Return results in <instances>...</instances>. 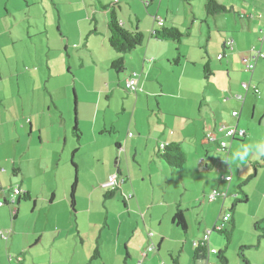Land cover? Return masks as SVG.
<instances>
[{"label": "rangeland", "instance_id": "374dc122", "mask_svg": "<svg viewBox=\"0 0 264 264\" xmlns=\"http://www.w3.org/2000/svg\"><path fill=\"white\" fill-rule=\"evenodd\" d=\"M107 5H114L119 21L121 22L122 19L127 28L131 30L138 28L148 40L151 36L150 28L154 26L153 17L160 6L159 0L145 2L143 0H0V101L5 102L10 113H13L11 110L13 105L16 106V111L23 109L25 116H29V119L32 108L35 106L34 111L37 112L41 108V102L48 100L44 114L34 115V138L24 139L19 144L17 137L12 139L8 136L9 128L5 129L4 136L1 137L2 157L12 164L11 167L14 164L13 161H19V163L23 161L24 170L29 180L33 182L36 193H40L42 199L46 197L45 201L40 202L39 213L42 214L22 219L18 230L31 232L29 230L33 231L34 222L38 223L36 225L38 229L45 228L43 215L48 214L51 209L52 204L49 201L53 194L56 195L53 210L61 206H67L69 210L68 215H62L68 220H60V224L64 226L70 221L73 222L71 219L75 213L70 207V194L71 185L77 175L79 183L76 189V210L79 215L77 212L76 215L80 218L81 226L85 224L86 216L92 218L90 231H86L85 235L89 237L88 241L86 239L85 249L88 243L94 245L99 231L103 230L101 226L104 225L107 215V209L103 205L107 190H102L100 186L107 175L105 172L113 162L115 163L113 158L117 154L115 153L117 149L112 144L118 137H127L123 121L124 101L120 96L108 97L109 81H118L122 73L119 75L115 73L110 69L111 62H106L105 50H109L115 58L108 41L109 12L103 10L102 7ZM191 5L197 12L201 13L204 10V0H165L162 8L165 10L170 6H175L176 10L179 6L184 8L191 7ZM207 19L208 17L204 14L203 20H198L192 29L184 25L187 22L184 17L177 15L176 24L181 26V30L186 33L183 40L188 48L198 53L201 52L199 48H196L197 42L203 38L199 31L200 25H203L205 29V40L201 41L204 44L208 41L209 30L215 36L216 25L220 24V29L226 26L220 18H209L212 22L210 23L211 29H209L206 25ZM157 25L160 28L159 24ZM96 29L97 34L93 32ZM67 41L71 44L70 46L67 45ZM177 46L181 48V45ZM213 47H216L214 40L210 44V48ZM200 50L205 53L204 48ZM18 75L20 77L17 79ZM19 83L22 90L17 88ZM123 91L128 94L127 91ZM98 98L101 99L100 104ZM97 108L99 109V124L104 121V111L109 109L106 113L107 119L111 122H121L119 127L123 126L122 131H115L117 133L113 135L93 132L92 127ZM61 114H65L71 120L67 140H65V126L59 121ZM76 121H81L78 125L81 132L79 143L73 133V125ZM19 123L21 125L23 122L19 121ZM41 128L43 135L40 136ZM29 130L27 125V133ZM18 131L21 132L20 129ZM23 146L27 147L23 149ZM77 147L80 148V152L75 156V162H79L80 170L76 174L71 157ZM252 157L253 154L248 151L247 158L239 162V166L245 168L246 171V175L243 173L241 178L237 177L236 170L240 167L234 160H230L232 165L228 166L230 172L234 171L231 185L238 193L230 196L231 201H234L235 196L243 200L244 193L249 198V202H239L235 206L240 218L236 229L231 221L227 224L228 230L233 228L232 240L227 250L229 264H244L243 257L249 261H256L258 264L264 260V240H260L262 241L261 246L257 247L259 236L264 230V166L256 165V163L262 164L264 158L260 157L256 162L252 160ZM130 161L133 163L132 159ZM131 167L134 168V165ZM255 168H257V176L244 184L243 181L247 176L255 174ZM220 175L223 174H218V180ZM205 183V177L203 181L199 176L184 177L183 180L178 175L161 178L154 185L147 182L139 192L141 203L145 209L153 204L150 212L163 214L166 218L162 222L158 220L159 215L154 216L153 220L143 219L142 217L146 214L145 210L138 208L128 219L127 214L119 213V210L125 211V208L123 197L118 193L115 199L117 208L111 205L109 209L110 226L105 223V229L102 231L104 240L101 252L106 256V263L124 264L127 244L132 260H128L126 264L138 262L140 260L138 255L145 241V233L152 231L157 239L160 236L164 238L165 245L160 252L151 254L152 258L149 256L144 264H160L163 261L173 264L172 259L180 257L181 253L183 262L192 264L190 248L192 239L195 237L194 233L193 231L184 233L180 227L174 226L169 220V212L173 211L179 203L182 204L181 209L185 215L190 218V214H196L197 210L205 212L206 208L200 205L202 199L198 198ZM212 183L213 181L209 183L210 187ZM96 187L102 193L93 195ZM231 205H226L225 211L230 210ZM60 210L62 213L65 212V210ZM232 213L229 214L232 216ZM257 220H262L257 222L262 230L254 226ZM119 224H122V227L118 248H115ZM190 225L192 226L191 223ZM30 238L32 239L29 234L23 239V244H30ZM212 240L213 247L216 249L226 245L225 234L214 233ZM48 242V238H45V242L38 244V247L28 245L25 264L36 262L48 264L46 262L47 251H45L50 248L46 245ZM246 245L250 247L241 251V247ZM22 246L11 247L7 252L5 250L4 256L7 264H9L7 261L9 256L24 255L20 251ZM183 248H187V254ZM59 251L60 248L56 246L55 254ZM90 254L88 252L87 256ZM64 260V255L60 254L59 264H65ZM151 260L154 261L151 263ZM92 264H103V262L100 260Z\"/></svg>", "mask_w": 264, "mask_h": 264}, {"label": "crops", "instance_id": "0c3cea01", "mask_svg": "<svg viewBox=\"0 0 264 264\" xmlns=\"http://www.w3.org/2000/svg\"><path fill=\"white\" fill-rule=\"evenodd\" d=\"M164 1L159 0L160 6L153 17L154 21L151 20L154 22V26L150 28L151 36L148 37V40L145 39V44L140 49L127 56V66L122 73V77L119 76L120 78L118 77V81L116 82L110 80L108 83V97L117 98L120 96L124 101L125 117L123 121L125 122L124 126L126 127L127 137H118L112 144L117 149L115 152L117 154L113 158L115 163L113 162L108 171L105 172L107 175L100 187L102 190H109V188H105L104 186L109 178L114 175H117L119 181L124 179V182H119L117 188L113 190L115 192L113 198L108 199L104 195L103 205L107 209V215L101 228L105 229V223L110 226L111 213L109 209L111 205L113 208H117L115 204L117 201L115 199L118 193L123 197L125 208V211L121 209L119 213L127 214L128 219L132 217V214L138 208L145 210L146 214L142 217L143 219L153 220L154 216L159 215L160 218L158 220L162 222L166 218L163 214L150 212L153 204H150L151 206L145 209L141 203L142 200L139 192L142 191L144 185L147 182H151L154 185L157 180L171 178L174 175L180 176L183 180L184 177L192 176L193 178V176H199L203 181L205 177V187L198 195V198L202 199L200 205L206 208L205 212L197 210L196 214H190V218L188 215H185L180 203L175 206L176 208L173 211L169 212V220L176 226L173 223V218H175L177 208L179 207L183 211L188 232L193 231L195 236L192 239V246L190 248L192 264H195L194 251L197 249V246H194V241L199 242L203 234L210 231L209 246L219 252L224 247L216 249L213 247L212 240V235L216 233L215 228L219 220L226 213L233 212L230 221L234 229H236L240 221L235 206L241 198L235 196L234 201H231L230 197L231 195L238 194L235 191L236 189L231 185L234 171L231 170L232 172H230L228 169V166L232 165L230 160H233V154L242 152L244 149H249L250 153L253 154L252 160L258 162L260 157L264 158V155L258 152L260 147H264V60H258L253 72L250 73L248 71V59L255 53L252 50H260L264 53V0H217L221 6L225 7L226 11L212 16H208L205 10L207 0H204V10L202 9L203 12L201 13L197 12L192 5L191 7L184 8L179 6L176 10L175 6H170V8L163 10ZM105 11L109 12V10ZM204 14L208 17L206 25L209 29H211L210 23H212L209 21V18H220L226 26L220 29V24L216 25L215 30L217 33L215 36L209 30L208 41L204 44L201 41L204 39L205 29L203 25H200L199 31L203 35V38L197 42L196 48H199V52H201L198 53L188 48L185 40H183L186 37V33L181 30V26L176 24L177 15L184 17L187 21L184 25L186 24L193 29L198 20H203ZM155 22L160 27L174 26L183 32L185 36L182 38L181 43L159 41L154 38L153 31L158 29V25ZM121 23L127 28L122 19ZM93 32L97 34V29ZM96 34L95 36H97ZM187 35L192 36L190 34ZM231 38L234 40L233 49H230L226 44ZM212 40L216 43V47L211 49L210 44ZM146 41L147 46L145 47ZM67 45L70 46L71 44L68 43ZM177 45H181V48ZM189 47H191L190 44ZM185 48L186 50H184ZM203 48L205 53L200 50ZM178 52L183 58L176 64L175 60ZM105 53L107 55L106 62L116 59V56L114 55V58L109 50H105ZM220 56H223L222 59H219ZM207 65H209V70L211 71V74L208 76L204 71ZM133 73L140 75V89L135 93L128 92L125 88V81ZM19 77L20 75L17 76V79ZM17 88L22 90L20 83ZM122 89L127 91L128 94H125ZM75 93L77 94V91ZM47 101L45 99L41 102V108L37 112L34 111V106L29 119V116H25L23 109L16 111V106L13 105L11 108L13 113H10L6 104H4L5 102L0 101V201L6 202L4 207H0V230L11 231L7 241L0 237V264H7L4 256L5 250L7 252L11 247L15 248L18 245H23L20 251L24 255L14 256L15 258L13 255L9 256L7 261L9 264H25L28 245L38 247V244L45 242V238H48L49 242L46 245L50 247L45 249L47 251L46 262L48 264H59L60 254L64 255L65 264H92L100 260L103 264H107L106 256L101 252L104 240L103 230L99 231L94 245L92 246L88 243L85 249L89 238L85 235L86 231H90L89 227H91L92 218L86 216L84 220L85 224L81 226L80 218L76 215V212L79 215L76 210L77 199L75 200V209L73 210L71 206V194L70 207L73 213H75L71 219L73 222L70 221L64 226L60 224V220H68L62 215H68L69 210L67 206H61L57 210H53L56 204V195L53 194L52 199L49 201L52 204L51 209L48 214L43 215L45 228L38 229L36 226L38 223L34 222L33 231L23 232L18 230L22 219L42 214L41 212L39 213V210H41L40 202L45 201L46 197L42 199L40 193H36L33 182L29 180V176L24 170L23 161L20 163L19 161H13L14 164L11 167L12 164L2 157L1 137L4 136L5 129L9 128L10 132L8 136L12 139L17 137L16 139L19 144L24 139L34 138V115L39 113L44 114V108L48 105ZM98 102L99 104L101 103L100 98H98ZM108 110L104 111V121H101V124H99L100 121L98 120L99 109L95 110L93 132L102 135L107 133L113 135L117 133L115 131H122L123 126L119 127L121 122H111L107 119L106 113ZM234 112H238L239 115L233 117L232 114ZM19 121L23 123L20 125ZM59 121L65 126V140H67L68 127L71 120L65 114H61ZM80 124L81 121L77 125ZM27 125L30 128L28 133L26 131ZM222 126L244 129L246 135L243 138L232 139L226 136V131L220 130ZM41 135H43L42 128L40 131ZM222 142L228 144L226 149L220 148ZM169 144H179L185 152L187 161L182 169L171 168L160 158L163 149ZM26 147L23 146V149ZM76 150L75 155L71 157V162L77 166V171H79V162H75V156L80 152V148L77 147L73 153ZM131 159L133 163H131ZM234 162L240 167V161L234 160ZM132 165H134V168L131 167ZM256 165L264 166V160L262 164L256 163ZM14 169H18L19 173L14 174ZM255 171V174H251L250 176H257V168H255ZM243 173L246 175L245 168L243 167L236 170L237 177L239 178L244 175ZM218 174H223L220 175L219 180L217 178ZM224 176H229L230 181H223L222 177ZM250 176H247L245 180ZM211 181L213 183L210 187L209 183ZM78 183L77 177V185ZM77 185L75 188V198ZM15 187L21 189L24 194H28L29 198L24 201L20 200V198L18 203L15 204L8 203L10 194ZM109 191L111 192V190ZM213 192H216L218 196L215 200L210 201L209 195ZM98 193L102 192L96 187L93 195ZM228 204L231 205L230 210L225 211V206ZM60 209L65 210V212L62 213ZM258 221L262 220L255 221L254 226L256 228ZM121 227L122 224H119L115 248H118ZM150 233L152 231L147 232V234L145 233L143 249L140 250L138 255L140 260L134 264H144L149 256L152 258L151 254L160 252L161 248L164 247V238L160 236L157 239V236L153 233L150 236ZM29 234L32 237V239L30 238V244H23V239L27 238ZM259 241L257 242L259 243L258 248H260L262 243V241ZM149 245L155 248L144 257L143 253ZM56 246L60 248V254H55ZM128 247L127 244L124 264L128 260H132ZM242 247L249 248L250 246L246 245ZM183 249L187 254V248ZM96 250H98L99 257L95 259ZM88 252L91 253L90 256H87ZM181 254L180 257H176L177 263L173 262V264H187L183 262ZM69 258L70 260L68 261ZM242 260L244 264H258L256 261H249L244 257ZM153 261L151 260L150 262L152 263ZM210 263L217 264L216 255H210ZM34 264L39 263L36 262ZM160 264H167V262L163 261ZM260 264H264V260Z\"/></svg>", "mask_w": 264, "mask_h": 264}, {"label": "trees", "instance_id": "16d2710c", "mask_svg": "<svg viewBox=\"0 0 264 264\" xmlns=\"http://www.w3.org/2000/svg\"><path fill=\"white\" fill-rule=\"evenodd\" d=\"M115 5V4H114ZM114 5L109 6H102L104 10H109V20L107 21V27L109 30L108 35V41L110 47L113 49V52L116 56V59L114 61H111L110 69H112L115 73L118 75L123 73L126 69V58L127 56H130L133 54L139 47L143 46L145 44V35L144 33L139 30L138 28L135 30H129V28H126L122 25V23L119 21V17L117 15V12L115 10ZM206 13L208 16H212L218 13H223L226 11L225 7L221 6L220 3L217 2V0H207L206 3ZM185 36L183 32H181L179 29L175 28L174 26L171 27H160L157 30L153 31V37L158 39L159 41H172L176 44H180L182 41V38ZM180 52V51H179ZM178 52L177 58L175 60V63L178 64L180 60L183 58L182 55ZM209 65L204 68L205 74L208 76L211 74V71L209 70ZM126 88V87H125ZM129 92V91H128ZM76 112V109H75ZM78 122L76 121V124L73 125V133L77 137V142L81 140V132L78 127ZM77 150L72 154L75 155ZM160 158L167 163L171 168L174 169H182L184 165L186 164V155L183 149L180 147L179 144H169L165 146L163 149V152L160 154ZM72 165L75 167V172H77V166L72 162ZM19 173L18 169H14V174ZM255 175L250 176L246 181H244V184L249 182L251 179H253ZM77 185V176L75 177L74 184L71 188V206L72 209H75V188ZM115 195L114 191L107 190L105 193V198L111 199ZM29 198L28 194H23L20 200L24 201ZM239 202H248V197L244 193L243 200H238ZM173 223L180 227L184 233L188 232L187 224L185 221L184 213L183 211L178 207L176 211L175 218H173ZM258 230H262L259 226V223L256 224ZM233 229V228H232ZM224 230V231H216V233L225 234L226 237V245L225 247L217 252L216 255V263L217 264H229L228 258H227V250L229 249L233 230ZM259 240H264V230H262L261 235L259 236ZM209 248L207 246L198 245L197 249L194 251V263L195 264H206V262L210 261V254L208 252ZM244 248H241V251H243ZM240 255L243 257L242 253ZM95 259L96 257H99L98 250L95 251ZM15 258V257H14ZM177 259V258H176ZM173 258V262L177 263V260ZM248 264V263H245Z\"/></svg>", "mask_w": 264, "mask_h": 264}, {"label": "built area", "instance_id": "2783aa9c", "mask_svg": "<svg viewBox=\"0 0 264 264\" xmlns=\"http://www.w3.org/2000/svg\"><path fill=\"white\" fill-rule=\"evenodd\" d=\"M226 44L230 49H233V46H234L233 38L229 39ZM252 51H255V53H254V55H252L250 57V59H248V71L250 73L253 72V70H255L258 60H260V59L264 60V53L262 51L255 50V49H253ZM222 57L223 56H220L219 59H222ZM139 81H140V75L138 73H133L125 81V87H126L127 91L134 92V93L138 92L140 89ZM238 115H239L238 112H234L232 114L233 117H237ZM220 130L226 131V136L231 137L232 139L243 138L246 135V131L244 129H239L237 127L232 128L231 126L230 127L222 126ZM227 145L228 144L226 142H222L220 144V148L226 149ZM222 180L223 181H230V177L224 176V177H222ZM119 182H124V179L119 181L117 175H114V176L109 178L108 182L105 184L104 187L109 188V190L113 191L117 188V186L119 185ZM23 194H24V192L21 189H19L18 187H15L13 189V191L11 192L10 198L8 199L7 202L10 204L18 203L19 199L23 196ZM217 196L218 195L216 194V192H213L212 194L209 195V200L213 201L217 198ZM5 205H6V202L0 201V207H4ZM231 218H232V216L229 213L225 214L222 217V219L219 220V223L217 224V226L215 228V232L216 231L220 232V231L226 230L227 224L230 222ZM10 233H11V231H1L0 230L1 239L7 241L10 237ZM151 235H152V233H150V236ZM209 235H211L210 231L208 233L203 234L202 239L199 242L194 241V246H198L199 244L203 245V246H207L209 248V250H208L209 254L215 255L217 253L216 250L212 249L209 246ZM154 248H155L154 246L149 245L143 253L144 257H146L149 252L153 251ZM206 264H212V263H210V261L208 260L206 262Z\"/></svg>", "mask_w": 264, "mask_h": 264}, {"label": "clouds", "instance_id": "9594fccd", "mask_svg": "<svg viewBox=\"0 0 264 264\" xmlns=\"http://www.w3.org/2000/svg\"><path fill=\"white\" fill-rule=\"evenodd\" d=\"M248 151L249 149H245L242 152H237L233 154L232 159L237 160V161H243L247 158L248 156ZM261 155H264V147H260V150L258 151Z\"/></svg>", "mask_w": 264, "mask_h": 264}]
</instances>
